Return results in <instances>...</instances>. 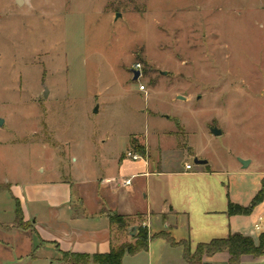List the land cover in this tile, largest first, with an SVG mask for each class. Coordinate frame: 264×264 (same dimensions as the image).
I'll list each match as a JSON object with an SVG mask.
<instances>
[{"label":"rangeland","instance_id":"rangeland-1","mask_svg":"<svg viewBox=\"0 0 264 264\" xmlns=\"http://www.w3.org/2000/svg\"><path fill=\"white\" fill-rule=\"evenodd\" d=\"M0 118V264H65L32 257L30 183L76 197L137 142L169 169H264V0H0Z\"/></svg>","mask_w":264,"mask_h":264},{"label":"crops","instance_id":"crops-1","mask_svg":"<svg viewBox=\"0 0 264 264\" xmlns=\"http://www.w3.org/2000/svg\"><path fill=\"white\" fill-rule=\"evenodd\" d=\"M172 138L177 139L176 135ZM135 145L140 147L138 142ZM134 147L131 144L114 156L104 172L79 173L76 197L71 179L30 183L26 192L13 195L24 219H34L40 243L31 252L34 260L60 261L63 252L106 254L113 247L134 242V235L110 220L111 214L142 222L150 236L166 232L175 242L188 241L192 251L199 244L234 233L259 243L264 234V169H251L252 159L248 167L240 164L227 172L214 170L208 162L198 168L169 169L160 150L158 161L149 150L141 160L126 159L125 152ZM128 178L131 183L125 185ZM260 191L263 199L250 212H229L230 203L249 207ZM229 259L224 251L204 257L203 262L227 264ZM122 264L188 263L183 245H172L161 237L150 240L145 251L125 254ZM239 264H264V254L243 255Z\"/></svg>","mask_w":264,"mask_h":264},{"label":"trees","instance_id":"trees-1","mask_svg":"<svg viewBox=\"0 0 264 264\" xmlns=\"http://www.w3.org/2000/svg\"><path fill=\"white\" fill-rule=\"evenodd\" d=\"M136 151L141 152L139 146H135ZM263 199V191H260L254 198L249 207H242L230 203V213H248ZM16 201V219L18 221L24 220V214L18 199ZM123 216L118 214H111L110 220L120 227L125 225ZM164 238L172 245L184 246V258L188 264H206L203 262L204 257L212 256L218 252L227 251L230 254V259L227 264H239L243 255L251 254L254 256H261L264 254V234L260 236L259 243L256 244L254 239L240 233H234L227 238L215 239L209 243L199 244L194 251L191 247L186 245L188 241L175 242L168 234L149 235L147 228L140 227L138 233L134 235L135 241L132 243H124L113 247L110 252L106 254H77V253H62L61 260L67 264H88L93 262L95 264H122L125 254H137L138 252L148 249L150 240L155 238Z\"/></svg>","mask_w":264,"mask_h":264},{"label":"built area","instance_id":"built-area-1","mask_svg":"<svg viewBox=\"0 0 264 264\" xmlns=\"http://www.w3.org/2000/svg\"><path fill=\"white\" fill-rule=\"evenodd\" d=\"M131 70H132V72L134 70H139L140 71L139 79L142 77V75H143L142 74V64L140 62H136L132 66ZM139 87H140L141 90H145L146 89V87L143 84H141ZM134 146H136V145L134 144ZM124 156H125L126 159H130V160H133V161H138V160H141V159L144 158V156L141 153L137 152L134 148L128 149L125 152V155ZM186 168L187 169H190L191 166L188 164V165H186ZM130 183H131V179L128 178V179H125L124 180V184L125 185H128ZM256 228H259V226H256Z\"/></svg>","mask_w":264,"mask_h":264},{"label":"water","instance_id":"water-1","mask_svg":"<svg viewBox=\"0 0 264 264\" xmlns=\"http://www.w3.org/2000/svg\"><path fill=\"white\" fill-rule=\"evenodd\" d=\"M27 1V0H26ZM17 2L21 5L22 3H24V0H17ZM165 73V72H164ZM139 76H140V71L139 70H134L133 71V79L134 80H138L139 79ZM48 90L47 88L45 89V95L47 94ZM4 123V120L2 118H0V125H3ZM212 132L215 134V135H218V134H221V130L218 129L217 127H213L212 128ZM240 163L242 164V166L244 168L248 167L250 161L248 159H242L240 158L239 159ZM196 163L198 164H206L207 161L206 160H196Z\"/></svg>","mask_w":264,"mask_h":264}]
</instances>
